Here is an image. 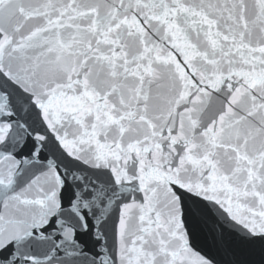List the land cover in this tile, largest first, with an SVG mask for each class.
Returning <instances> with one entry per match:
<instances>
[{
    "label": "snow or ice",
    "instance_id": "snow-or-ice-1",
    "mask_svg": "<svg viewBox=\"0 0 264 264\" xmlns=\"http://www.w3.org/2000/svg\"><path fill=\"white\" fill-rule=\"evenodd\" d=\"M0 264H264V0H0Z\"/></svg>",
    "mask_w": 264,
    "mask_h": 264
}]
</instances>
